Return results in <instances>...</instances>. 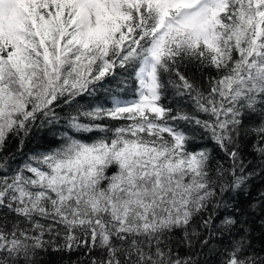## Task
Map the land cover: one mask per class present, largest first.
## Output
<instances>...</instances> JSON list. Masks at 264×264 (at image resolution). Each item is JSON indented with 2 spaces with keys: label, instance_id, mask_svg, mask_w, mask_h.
Segmentation results:
<instances>
[{
  "label": "snow or ice",
  "instance_id": "snow-or-ice-1",
  "mask_svg": "<svg viewBox=\"0 0 264 264\" xmlns=\"http://www.w3.org/2000/svg\"><path fill=\"white\" fill-rule=\"evenodd\" d=\"M0 264H264V0H0Z\"/></svg>",
  "mask_w": 264,
  "mask_h": 264
}]
</instances>
